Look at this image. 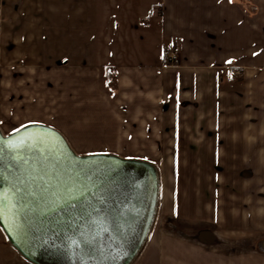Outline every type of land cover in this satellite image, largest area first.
Segmentation results:
<instances>
[{
  "label": "crops",
  "instance_id": "1",
  "mask_svg": "<svg viewBox=\"0 0 264 264\" xmlns=\"http://www.w3.org/2000/svg\"><path fill=\"white\" fill-rule=\"evenodd\" d=\"M0 19L2 116L42 113L73 148L96 133L94 152L156 166L159 210L191 239L157 229L132 264H264L213 244L264 234V0H0ZM62 37L87 49L55 52ZM22 257L0 230V264Z\"/></svg>",
  "mask_w": 264,
  "mask_h": 264
},
{
  "label": "water",
  "instance_id": "2",
  "mask_svg": "<svg viewBox=\"0 0 264 264\" xmlns=\"http://www.w3.org/2000/svg\"><path fill=\"white\" fill-rule=\"evenodd\" d=\"M27 125L18 135L4 134L0 129V137L5 142H39V151L44 156L51 152L60 163L56 165V159L45 161L47 174L44 169H37L43 179L33 184L34 196L20 202L27 205L23 212L17 214L6 207L0 226L9 242L34 264H132L148 238L157 211L160 178L156 166L144 159L116 154H79L58 129L43 123ZM13 154L21 155L19 150ZM0 170V193L6 205H14L13 173L4 164H0ZM69 181L94 186L93 192H98L104 202L101 204L91 193L88 195L100 212L92 211L89 216L80 207L53 211L46 188ZM65 195L63 191L57 193L61 199ZM76 213L83 218L72 224L69 221ZM62 229L78 244L65 241L62 233L53 246L49 238ZM80 233L94 240L100 250L91 254L81 251Z\"/></svg>",
  "mask_w": 264,
  "mask_h": 264
},
{
  "label": "snow or ice",
  "instance_id": "3",
  "mask_svg": "<svg viewBox=\"0 0 264 264\" xmlns=\"http://www.w3.org/2000/svg\"><path fill=\"white\" fill-rule=\"evenodd\" d=\"M255 55V53H254ZM231 63V61H227ZM33 121L30 124H36ZM29 125H21L20 128L13 129L12 135H18L22 129H26ZM16 150H19L21 155L17 156L13 154ZM41 156V160H37L36 157ZM56 159V165L60 163L58 158H55L51 152L48 156H44L43 153L39 151V142L36 144H31L28 142L21 141L19 143H13L12 141L5 142L2 137H0V164H4L5 168L13 173L12 189L16 193V204L6 205L3 194L0 193V218H3L6 207L10 211H14L17 214L23 212L27 205L21 204L20 202L26 197L34 196L32 191L33 184L42 180L43 177L37 172L38 168L44 169L45 174H47V169L45 167V161ZM7 161V163H5ZM55 167V165H54ZM3 177V170H0V178ZM92 185L78 184L75 182H64L62 186H51L46 188L49 191V204L53 211L59 209H77L82 208V212L85 215H91L92 211L100 212V208L97 205H93L89 198V193L97 198L99 203H103V198L98 192H93ZM63 191L66 195L61 199L57 196V193ZM51 197H56L51 199ZM73 201H78L81 203H74ZM83 216L76 213L74 218L69 222L74 224L75 221L82 219ZM107 231V229H105ZM63 233L64 240H71L72 244H78L77 240L72 239L66 231L63 229L60 232L55 233L54 237H50L49 240L55 246V239L59 238ZM81 240L79 243L83 244L81 251H86L87 254H91L94 251H99V247L94 240H89L84 233H80ZM79 246V245H78ZM116 259V257H113Z\"/></svg>",
  "mask_w": 264,
  "mask_h": 264
},
{
  "label": "rangeland",
  "instance_id": "4",
  "mask_svg": "<svg viewBox=\"0 0 264 264\" xmlns=\"http://www.w3.org/2000/svg\"><path fill=\"white\" fill-rule=\"evenodd\" d=\"M98 8V7H97ZM91 12L93 13V10H90L89 12V18H87V15L84 13V16H76V13H68L65 17L61 16V18L65 17V20L68 21V23L73 25V22L77 21L79 18L83 19V21H85L87 19V21L91 22V20H93L91 18ZM79 17V18H78ZM64 20V21H65ZM75 24V23H74ZM81 30V28H80ZM67 35H72L75 36L76 35V28L75 27H71L67 30ZM98 34V33H97ZM102 34L100 35H96L98 37V39H96V41L98 40L99 45L100 46L103 42V38L100 37ZM64 38V39H63ZM74 38V37H73ZM95 45H97V42H94ZM103 45V44H102ZM77 47H80L83 49H87L85 44H80L75 42V40H73L72 42H65V37H62L61 40L55 44L54 51L56 52H65V51H75V49ZM90 49L91 46H88ZM16 116H2L0 114V129L2 130V132L4 134H9L11 132H13V129H17L20 128L21 125H27L30 124V122H24L22 121L23 119H27V118H32V120H42L45 121L44 124H47L48 121V117H45V114H38L37 117L36 115H17ZM19 117H21V119H18ZM17 119V120H16ZM65 119V113H64V109H60L58 108V114L55 117L56 122L61 121L63 122ZM38 123V122H37ZM41 123V122H39ZM87 133V132H86ZM95 137H90L89 135L83 134L82 132L78 131L76 133H74V137L72 136L71 138H69L70 142L73 144L74 146V150L79 153V154H93L96 153L94 152L95 149H97V143L100 141L99 138L97 137L98 135L95 133L93 134ZM97 137V138H96ZM77 144H76V142ZM159 173V172H158ZM160 178V177H159ZM251 204V203H250ZM158 205H159V201H158ZM253 205V204H251ZM250 206V205H249ZM259 206H263L264 207V203H259ZM252 208H249V211L251 212ZM251 214V213H250ZM178 223V219L175 218V216L170 215L169 216H163L162 213L159 210V206H157V211H156V219H155V223L151 229V233L157 229H164L166 231V233L172 235V236H176L185 240H190L191 239V234L189 233V231H187L184 227L182 230V233L185 234L183 235L182 233L175 231V233H171V231H169V229H171V227H173L172 225H177ZM170 226V227H168ZM182 226V225H181ZM0 230L2 232V236L3 238H7L6 233L4 232V230L2 229V227L0 226ZM185 236V237H184ZM9 242V240H8ZM263 242H264V234H261L260 232L257 233L253 230H249L248 232H244L242 234H224V233H218L216 234V238H215V242L213 243L214 246L217 249H221V250H226V251H240V250H254V251H261V248L263 249ZM10 243V242H9ZM11 244V243H10ZM12 245V244H11ZM13 246V245H12ZM146 246V242L144 244V246L141 249V253L143 252L144 248ZM139 252V254H141ZM138 254V255H139ZM140 256V255H139ZM138 256V257H139ZM23 258V257H22ZM25 258V257H24ZM27 262H30L29 260H27L26 258L24 259ZM31 264H34L32 262H30Z\"/></svg>",
  "mask_w": 264,
  "mask_h": 264
},
{
  "label": "built area",
  "instance_id": "5",
  "mask_svg": "<svg viewBox=\"0 0 264 264\" xmlns=\"http://www.w3.org/2000/svg\"><path fill=\"white\" fill-rule=\"evenodd\" d=\"M0 21H1V19H0ZM167 49H168V57H169L170 62L171 63L177 62L179 60V56H178V53L175 50L173 44L169 43L167 46ZM228 75L230 77H240L243 75V70L237 66L231 65V66H228ZM172 226L173 227H171V229H169V231H171V233L174 234L175 231L182 233L183 229H181V228L178 229V227H176V225H174V224ZM168 227H170V226H168ZM183 235H185V234H183Z\"/></svg>",
  "mask_w": 264,
  "mask_h": 264
},
{
  "label": "trees",
  "instance_id": "6",
  "mask_svg": "<svg viewBox=\"0 0 264 264\" xmlns=\"http://www.w3.org/2000/svg\"><path fill=\"white\" fill-rule=\"evenodd\" d=\"M108 86L110 87V84H109ZM110 89H111V88H110ZM111 90H112V89H111ZM112 94H113V90H112ZM176 227H178V229H179V228L183 229V227L181 226V224H180L179 222L177 223Z\"/></svg>",
  "mask_w": 264,
  "mask_h": 264
},
{
  "label": "bare ground",
  "instance_id": "7",
  "mask_svg": "<svg viewBox=\"0 0 264 264\" xmlns=\"http://www.w3.org/2000/svg\"><path fill=\"white\" fill-rule=\"evenodd\" d=\"M155 219H156V213H155V215H154V218H153V220H152V225H151V229H152V227H153V225H154V223H155ZM151 231V230H150Z\"/></svg>",
  "mask_w": 264,
  "mask_h": 264
}]
</instances>
